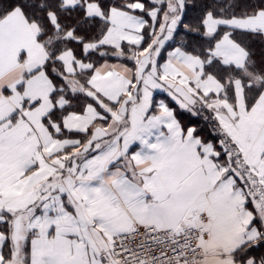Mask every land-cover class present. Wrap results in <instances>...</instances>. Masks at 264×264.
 <instances>
[{
    "label": "snow or ice",
    "instance_id": "1",
    "mask_svg": "<svg viewBox=\"0 0 264 264\" xmlns=\"http://www.w3.org/2000/svg\"><path fill=\"white\" fill-rule=\"evenodd\" d=\"M0 264H264V0H0Z\"/></svg>",
    "mask_w": 264,
    "mask_h": 264
}]
</instances>
